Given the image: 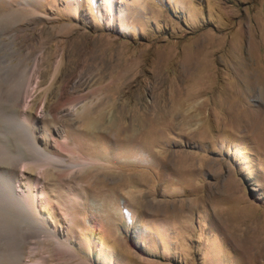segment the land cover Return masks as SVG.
<instances>
[{"label": "rangeland", "instance_id": "1", "mask_svg": "<svg viewBox=\"0 0 264 264\" xmlns=\"http://www.w3.org/2000/svg\"><path fill=\"white\" fill-rule=\"evenodd\" d=\"M0 264H264V0H0Z\"/></svg>", "mask_w": 264, "mask_h": 264}, {"label": "bare ground", "instance_id": "2", "mask_svg": "<svg viewBox=\"0 0 264 264\" xmlns=\"http://www.w3.org/2000/svg\"><path fill=\"white\" fill-rule=\"evenodd\" d=\"M59 49H61V47H59ZM57 51V50H56ZM48 66H50V65H48ZM32 73H33V69H31L30 67H26L25 69H24V73H23V80L22 81H24L25 83H24V85H26V84H29L30 82H31V78L33 77L32 76ZM55 76V75H54ZM13 80V79H12ZM51 84V83H50ZM19 91V90H18ZM4 96V95H3ZM7 98H9L10 100L11 99H13V102H14V100L17 102V103H19V104H21L23 101H24V97H23V95H22V93H18V92H15V93H13V94H11V97H9L8 95H7ZM44 98V97H43ZM11 116V115H10ZM15 118H13V120H14ZM95 125H96V123H95V121H89V123H88V126H90V127H95ZM19 126L23 129V131L28 135V136H30L31 137V133H30V129H29V127H28V125H27V122L26 121H23V122H21V123H19ZM32 138V137H31ZM126 142V141H125ZM130 142V141H129ZM132 142V141H131ZM128 143V142H127ZM123 144H124V142H123ZM10 172V171H9ZM8 172V173H9ZM14 174H16V172L14 173V171H11V174L9 175V176H11L10 178H8L9 180H8V186H7V189L11 192V196H12V198H13V202L11 203H8V206L10 207V206H13V208H14V210H17V211H20V212H25L26 211V209H27V207H28V205L30 206H32L33 208H35L36 209V195L35 194H33V192H31L30 194H29V198L30 199H26V198H23L24 197V194L22 193V191H21V188L23 187V183L18 179V178H16L15 176H14ZM129 179V178H128ZM128 179L127 180H125V181H128ZM127 186V184L124 186V187H126ZM106 188L105 189H101V191L103 192V194L105 195L106 193H107V195L109 196V194L111 195L113 192H115L116 191V189L115 188H109L108 186H105ZM28 190V189H27ZM26 190V191H27ZM32 191V190H31ZM5 194V193H4ZM23 195V196H22ZM3 198V197H2ZM1 198V199H2ZM28 198V197H27ZM109 198V197H108ZM6 199V198H5ZM7 199H9V198H7ZM7 199H6V201L5 202H2V203H5L6 204V202H8L7 201ZM10 200V199H9ZM4 204V205H5ZM2 208V207H1ZM4 209V208H3ZM9 209V208H8ZM7 209V210H8ZM5 210V209H4Z\"/></svg>", "mask_w": 264, "mask_h": 264}]
</instances>
